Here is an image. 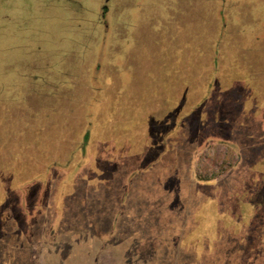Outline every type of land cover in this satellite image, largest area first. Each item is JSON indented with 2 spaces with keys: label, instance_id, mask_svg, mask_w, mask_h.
I'll return each instance as SVG.
<instances>
[{
  "label": "rangeland",
  "instance_id": "obj_1",
  "mask_svg": "<svg viewBox=\"0 0 264 264\" xmlns=\"http://www.w3.org/2000/svg\"><path fill=\"white\" fill-rule=\"evenodd\" d=\"M262 1L0 0V264H264Z\"/></svg>",
  "mask_w": 264,
  "mask_h": 264
},
{
  "label": "trees",
  "instance_id": "obj_2",
  "mask_svg": "<svg viewBox=\"0 0 264 264\" xmlns=\"http://www.w3.org/2000/svg\"><path fill=\"white\" fill-rule=\"evenodd\" d=\"M202 18H203V21H204V16ZM206 31H208V30L205 29L204 33L200 37L201 46L203 47V50H204L203 55L197 56V57H195L194 55L188 56L187 57V62L189 63V66H187L186 71H190L191 68L197 69L198 68V65L200 67H202V68H204L205 65L207 67V65H208L207 62L208 61L210 62L209 65L211 63H214V65H215V63H218L220 60H223L224 58H226V60H227V59H229L230 56H232L230 53H228V50H226V49L224 51H218V50L217 51H211L210 49H208L209 46L212 45L214 41L216 42V38L213 37V36L212 37L209 36L208 34H210V33H207ZM192 56H194V58H192ZM233 56H234V58H233L234 60L238 57L239 62L242 61L241 56H243V55H242V53H239V50H235ZM260 60H263L262 57H260L259 61ZM194 61H195V63L193 64ZM244 68L247 71L246 78H248L249 76H251L254 71H257L259 73L261 71L262 73H264V61L261 62V63L260 62L258 63V60L256 62H252V63L250 62L249 66L248 67H244ZM235 81H237V80L231 81V83L235 84ZM246 81L247 80H243L241 82L242 85H244L246 83ZM216 87H217V89L222 90L220 85H218ZM235 87H237V86L235 85ZM189 90H190V88H186L184 93L186 94V91H189ZM185 94H184L183 99H186L185 98ZM39 105L41 107H45V104H43V103H40ZM186 105L188 106V104H184L183 106H186ZM32 128H33V125L32 124H30V126L28 125L27 127H25V129H26V133L25 134H30L32 132L33 133H37V130H33ZM2 168H3V170L6 171V176H7V178L9 180H15V179H17V178L11 177L10 174L13 171L10 168H8V167L7 168L6 167H2ZM16 168L17 167H15V171H17ZM15 171H14V173H15ZM17 186L18 185L14 184L13 181H9V182L8 181L7 182L0 181V210L1 209H4V208L6 209L4 200L5 201H8L10 199V196L13 195L16 191H18L17 190ZM6 194H8V198H5ZM10 203H11V205L14 204V202H10ZM2 213H4V212H2ZM27 216H28V214H27Z\"/></svg>",
  "mask_w": 264,
  "mask_h": 264
},
{
  "label": "crops",
  "instance_id": "obj_3",
  "mask_svg": "<svg viewBox=\"0 0 264 264\" xmlns=\"http://www.w3.org/2000/svg\"><path fill=\"white\" fill-rule=\"evenodd\" d=\"M249 2V1H248ZM251 3H253V4H255V5H253V6H255L254 8H258L257 6L259 5L258 4V2H256V1H250V4L249 3H247V4H249V5H251ZM263 5H264V1H262L261 2ZM257 5V6H256ZM259 7H261V8H259V12L260 13H262V9L264 8L262 5H260ZM252 12H254V10L252 9ZM200 14H201V12H200ZM199 15V14H198ZM198 15L195 17L196 19H198ZM202 15V14H201ZM203 17V16H202ZM87 102V100L85 101V103ZM87 116H88V114H87ZM5 121V120H4Z\"/></svg>",
  "mask_w": 264,
  "mask_h": 264
}]
</instances>
